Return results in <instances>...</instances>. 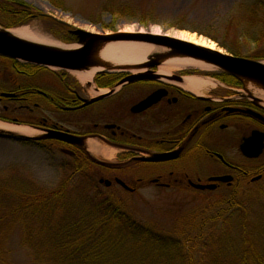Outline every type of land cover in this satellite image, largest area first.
<instances>
[{"label": "rangeland", "instance_id": "obj_1", "mask_svg": "<svg viewBox=\"0 0 264 264\" xmlns=\"http://www.w3.org/2000/svg\"><path fill=\"white\" fill-rule=\"evenodd\" d=\"M1 3L0 30L28 26L37 36L64 45L78 44L75 40L70 41L73 36L78 37L81 43L88 39L89 33L100 34L115 39L99 40L94 47L112 45L118 52L126 51L124 47L132 44L151 46L146 58L120 63L119 70H103L108 71L106 73L137 75L143 72L144 69H139L143 64L156 58L160 59L156 66L158 71L167 59L190 57L208 63L173 48L125 37L138 34L168 36V31L172 30L191 32L189 27L211 38L224 54L235 56L234 53L240 51L242 56L252 59L263 56L259 59H264V0H0ZM44 17L53 18L58 26H53ZM62 32L68 40H61ZM24 62L28 65L17 67L20 70L13 67L10 59L0 57L1 90L15 91L21 88L31 93L41 88L38 90L46 92L51 82L59 79L58 75L49 71L56 70L62 72L65 80L71 78L79 83L78 87L83 85L85 89L88 88L92 95L99 91L95 88L96 83L81 82L70 71L48 65L37 64L42 68L33 76L18 73L17 70L33 72L34 63L20 60L21 64ZM108 63L111 65V61ZM185 70H190L187 73L192 76L206 80L201 93H208L220 85L219 80L214 78L220 76L218 73L228 74L219 67L206 69L193 64L173 68L170 71L173 74L171 79L177 81V76H187ZM240 81L243 82L242 79ZM31 84L38 88L30 87ZM242 92L248 93L247 90ZM35 97L41 99L38 93H35ZM7 104L9 119L29 121L36 118L21 107L12 108L6 100L0 103V114ZM49 113L42 110L36 112L40 117ZM5 131L12 133V130ZM13 134V140L10 135H0V195L4 192L0 196V264H66L65 261L69 259H66L67 251L62 255L56 250L59 243L54 235L60 225H65L68 211L57 204L49 221L43 217L37 218L30 205L13 213L21 201L16 194H23L25 189L33 195L39 191L52 192L69 178L71 187L66 191L65 200L71 206H81L77 208L81 212L89 209L90 214L92 207L85 201L91 199L94 193L87 187L74 189L84 179L83 175H71L73 166L80 165L76 159L50 147L51 150L47 142L45 147H41L20 140L19 132L13 131ZM39 134L37 130L31 136ZM230 155L233 154L230 152ZM107 156L114 159L116 155L112 153ZM205 164L210 165V161L203 160V176L206 173ZM92 174L90 179L95 178L94 182L98 185L99 176L95 172ZM104 177L110 178V175ZM100 187L101 193L116 200L132 220L151 228L155 237L150 235V241L142 244L139 250L142 252L139 257L148 264H243L244 259L253 262L256 255L264 257V178L256 182L244 181L226 190L205 192L187 186L167 189L147 185L131 196L118 187ZM2 216L5 218L1 219ZM187 231H192L190 240L187 239ZM162 239L167 240L164 244L168 246L167 252L162 250V242H156ZM89 246L90 243H85L83 248L80 244L79 249L87 250ZM113 246L125 255L130 244L123 241ZM132 259L130 257L128 264H133ZM106 260L103 253L102 263L106 264ZM136 260L139 261L137 257ZM113 263L125 264V260L113 259Z\"/></svg>", "mask_w": 264, "mask_h": 264}, {"label": "flooded vegetation", "instance_id": "obj_2", "mask_svg": "<svg viewBox=\"0 0 264 264\" xmlns=\"http://www.w3.org/2000/svg\"><path fill=\"white\" fill-rule=\"evenodd\" d=\"M156 70L152 68L153 73L140 80H126L130 74L104 77L96 83V95L68 79L52 81L44 94L37 87L35 93L41 101L34 107L50 113L32 124L79 136V143L57 138L46 141L49 148L73 160L85 159L98 168V174L110 175V187L122 188L118 179L122 180L132 189L128 190L131 196L147 185L167 189L187 186L197 191L201 190L197 184H211L213 191H218L254 177L262 180L264 97L242 92V84L201 93L185 87L183 80L160 78ZM15 94L0 100L22 102L21 108H28L33 115L26 91ZM96 97L99 99L86 102ZM143 102L144 106H139ZM89 138L97 148L115 149L114 159L94 153L88 146ZM160 154L168 157L161 161L141 159ZM203 160L210 161V165L205 164L204 176ZM226 175L232 176L231 182L214 179Z\"/></svg>", "mask_w": 264, "mask_h": 264}, {"label": "trees", "instance_id": "obj_3", "mask_svg": "<svg viewBox=\"0 0 264 264\" xmlns=\"http://www.w3.org/2000/svg\"><path fill=\"white\" fill-rule=\"evenodd\" d=\"M2 6L3 3H1L0 8ZM44 18L50 21L52 24H57L53 18ZM55 24L53 26H58ZM60 26L66 28V26L63 25ZM189 28L192 31H198V29L194 30V27ZM60 34H62L61 37L63 40H68L67 35L64 32ZM234 54L241 55V52L236 51ZM14 64L16 68L19 66L23 67L28 65L21 64L17 61H15ZM33 67L34 70L32 73L26 72L25 70L23 71V74L27 76L35 75V73L39 70V67ZM17 69L22 70L21 68ZM90 171V168L84 166V168L74 169L72 174V177L77 175L84 176L82 183L75 185L74 189H85L84 187H87L90 188L91 192L94 193L91 199L85 201L86 204L88 202L92 207L90 214H88L89 209L87 211L85 210L86 212H81L80 210H77V208L81 206H71L70 203L65 200L66 191L71 187L69 178H67L64 183L57 186L52 192L50 191L41 193L39 191L33 195L25 189L23 194L17 193L16 195L21 201L18 203L17 207H15L13 213L19 209H22V207L30 205L34 209V214L38 215L37 218L43 217L45 220L49 221L51 218L50 214L54 211V206L61 204V206L68 211L69 217H67L65 225L59 226L54 237L59 243V247L56 250L61 252L62 255H65V252L67 251L66 259L67 257H69V259L65 261L66 264H103L101 261V255H103V253L107 258L106 264H111L113 259L120 261L124 259L125 264H128L130 257H133L131 260L133 264H148L144 259L139 257V253H142L139 252V250L141 249L142 244H146L150 241V235H153L151 228L148 226H143L138 221L132 220L129 214L122 210L121 206L116 200H114L109 195L107 196L101 193V187L95 184L93 179L91 180V177L88 176ZM3 194L4 192L0 196L2 197ZM35 211L37 212L35 213ZM3 218H5V216L1 217V219ZM191 232L192 231L186 232L188 240H190ZM31 234L32 231L29 234V240ZM153 236L155 237V235ZM162 240H156V242H162V250L167 252L168 246L164 245L167 243V240ZM123 241L130 244L128 252L125 255L121 253L119 248L113 246L114 243H122ZM85 243H90V246L87 247V250L80 251V244L83 247V244ZM136 257L139 259V261L136 260ZM164 257H166V254ZM243 264H264V257L262 255H256L253 259V262L244 259Z\"/></svg>", "mask_w": 264, "mask_h": 264}, {"label": "bare ground", "instance_id": "obj_4", "mask_svg": "<svg viewBox=\"0 0 264 264\" xmlns=\"http://www.w3.org/2000/svg\"><path fill=\"white\" fill-rule=\"evenodd\" d=\"M2 31H6L9 35H11L13 37H17L23 41H26L29 43H34V44H37L39 46H42V47H45L48 49H54V50H76V49H79L84 43V40H83V42H81V43L79 42L80 44L79 43L74 44V45H64L62 43L60 44V42H56V41L51 40L49 38H44L43 36H37L35 33L30 31L28 26L14 28V29H10L8 31L7 30H2ZM168 34H169L168 37H173L176 39H180L182 41L202 45V46H205V47H208L211 49H215V50L223 53V50L221 48L217 47L216 43L213 40H211V38H206V36L201 35L200 33H197L196 31L188 32L187 30H183V31H179V32H176V31L174 32L172 30V31H168ZM205 35H207V34H205ZM143 41H145V40H143ZM124 48L126 51L118 52V49H115V47H113L112 45H109V46L108 45H105V46L100 45V47H95V50L93 49V53L91 56V62L88 65L84 66L81 69H69V70L81 82L93 81L95 74L100 72V71H103L106 69L110 70V71L111 70H119L118 66L120 63L128 62V61H131V62L136 61L137 62L139 60L146 58V53L149 52V50L151 49V46L133 45L132 44L131 46L127 45ZM261 57L262 56L256 57L255 61L258 62L259 65H264V61L259 60V58H261ZM6 58H8L10 60H17L15 58L9 57L7 55H6ZM110 61H111V65L108 63ZM193 64L198 65V66L203 67V68H206V69H213L215 67L222 68L216 63H210V62L207 63V62H204L201 60L186 57V58H178V59H167L165 65L162 66L161 69L158 71V74L162 78L170 80L172 78L170 71L173 68H182V67H185L187 65H193ZM38 67L42 68L41 66H38ZM49 67H54V68L60 69V67H58V66H49ZM44 69H47V68H44ZM139 69L145 70L144 67H140ZM49 71H51L52 74H54V75L56 74V70H49ZM187 71L190 72V70H185V73L187 74V76L182 78L183 82L185 83L184 86L187 88H191L197 92H202V90H204L203 87H204L205 83H207L206 80L203 78H200V77L192 76V75H190V73H187ZM218 75H220V76L214 77L217 80H219V83H220V85L215 86L216 88H223L226 86H229L232 88H237V87H239V84H240L239 79H242L243 82L245 83V86H246L245 89L248 91V93L257 94V95H261L264 97V85H262L258 80L253 79L252 76L242 77V76L234 75L230 72H228V74L225 72L224 73H218ZM144 76L147 77L149 75L145 74ZM221 76L224 78L222 79ZM100 81H102L101 77L95 78L96 83H98ZM207 81H209V79ZM24 90L25 89L21 90V88H19V89L16 88V92H22ZM26 94L28 95V93H26ZM7 97L13 98V96H7ZM4 100H6L7 103H17L18 102L17 100H13V99H10V100L4 99ZM20 103H22V102H20ZM4 110H6V109L3 106V111ZM53 118H54V116H53ZM11 121L12 120L8 119V118L5 121L0 120V135H8L9 134V132H6L5 129L6 130H12V133H13V131L19 132L18 137L21 138L23 141H26L27 138H30V136L37 131V129H34L33 126H28V125H24V124L18 125L17 123L12 124ZM11 135H14V134H11ZM83 138L84 137H82V139ZM10 139L13 140V137H11ZM88 146L90 149H93V148L95 149V150L93 149V152L99 153L100 155H104L105 157H108L107 156L108 154L115 153V151H116L115 149H108V148L102 149L99 146L97 148L96 144H94V142H92L91 138L88 139Z\"/></svg>", "mask_w": 264, "mask_h": 264}, {"label": "water", "instance_id": "obj_5", "mask_svg": "<svg viewBox=\"0 0 264 264\" xmlns=\"http://www.w3.org/2000/svg\"><path fill=\"white\" fill-rule=\"evenodd\" d=\"M125 37L145 40L157 45L175 49L177 52L185 55L200 57L210 63H216L224 70L238 76H252L253 79L258 80L264 85V65H259L255 60L236 57L228 54L221 53L217 50H212L191 42L182 41L176 38L160 35L138 34L126 35ZM87 40L83 45L76 50H54L39 46L34 43L23 41L17 37L9 35L6 31L0 30V54L9 57L28 61L34 64H42L48 66H58L65 69H81L91 62L93 49L95 50V43L99 40L115 39L100 34H87ZM160 62L156 58L145 65L152 67ZM144 75H136L130 79L144 78ZM50 136L60 138L68 142H78V138L60 132L50 131ZM167 155H160L151 158L165 159ZM222 181H228L230 176L219 177ZM109 184V181L107 182ZM201 188L211 187L202 186Z\"/></svg>", "mask_w": 264, "mask_h": 264}]
</instances>
